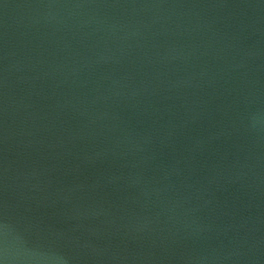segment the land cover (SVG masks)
<instances>
[{
    "label": "water",
    "instance_id": "obj_1",
    "mask_svg": "<svg viewBox=\"0 0 264 264\" xmlns=\"http://www.w3.org/2000/svg\"><path fill=\"white\" fill-rule=\"evenodd\" d=\"M262 241L264 0H0V264Z\"/></svg>",
    "mask_w": 264,
    "mask_h": 264
}]
</instances>
